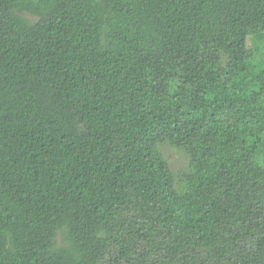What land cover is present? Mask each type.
<instances>
[{"label": "trees", "instance_id": "16d2710c", "mask_svg": "<svg viewBox=\"0 0 264 264\" xmlns=\"http://www.w3.org/2000/svg\"><path fill=\"white\" fill-rule=\"evenodd\" d=\"M261 35L264 0H0V264H264Z\"/></svg>", "mask_w": 264, "mask_h": 264}, {"label": "rangeland", "instance_id": "374dc122", "mask_svg": "<svg viewBox=\"0 0 264 264\" xmlns=\"http://www.w3.org/2000/svg\"><path fill=\"white\" fill-rule=\"evenodd\" d=\"M23 17L30 21H37L36 18L29 14H23ZM248 47L252 50L263 49L264 50V35L261 36H249ZM260 62L264 61V51L261 56L257 58ZM157 151L167 161L175 179V187L179 194H184L187 190V175L191 174L194 167L191 163L190 157L184 149L177 148L169 142L160 143L157 145ZM57 243L60 246L63 245L61 236H58Z\"/></svg>", "mask_w": 264, "mask_h": 264}]
</instances>
